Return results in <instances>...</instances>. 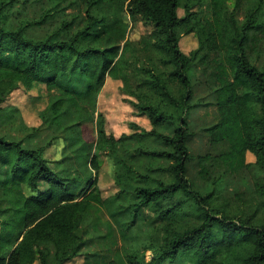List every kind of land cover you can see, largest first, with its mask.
<instances>
[{"label":"trees","instance_id":"obj_1","mask_svg":"<svg viewBox=\"0 0 264 264\" xmlns=\"http://www.w3.org/2000/svg\"><path fill=\"white\" fill-rule=\"evenodd\" d=\"M204 6L207 12L194 10ZM69 9L74 12L67 18ZM139 21L153 27L155 40H129ZM190 33L198 46L188 55L181 36ZM261 41L264 0H0V125L16 117V108L2 107L13 91L43 83L48 103L39 112L41 129L66 134L71 151L57 170L42 148L0 135V264H65L81 256L89 232L83 221L94 206L115 217L165 201L151 234V260L127 255L128 264H264V177L253 192L225 197L196 189L188 173L193 159L205 180L215 167L237 173L253 165L248 152L264 170V64L253 58L264 53ZM143 56L148 65L139 63ZM210 61L220 121L207 131L228 149L194 157L188 147L190 70L197 63L209 69ZM108 78L120 81L121 93L152 129L120 136L108 131L98 111ZM92 122L97 133L90 142L85 127ZM170 126L171 134L162 130ZM146 138L165 148L144 147ZM96 151L113 163L114 195L98 187ZM140 157L167 165L136 169ZM187 204L193 225L181 222Z\"/></svg>","mask_w":264,"mask_h":264},{"label":"rangeland","instance_id":"obj_2","mask_svg":"<svg viewBox=\"0 0 264 264\" xmlns=\"http://www.w3.org/2000/svg\"><path fill=\"white\" fill-rule=\"evenodd\" d=\"M35 1L37 0H31V3ZM41 6L39 3L38 7L35 8L39 11ZM194 10H200L203 13L208 11L205 6L202 8L195 7ZM29 11L33 14L32 8ZM73 12V9H69L67 18H70L69 15ZM179 15L181 17L185 15L182 8L179 9ZM124 18L133 25L126 13ZM152 30L153 27L150 24L139 21L131 27L128 38L135 44L142 38H153L155 40ZM260 34L259 37L262 36ZM197 46L198 37L195 33L182 34L181 48L184 53L190 55V52L196 49ZM258 47L261 51H264V41H261ZM253 58L256 59L255 63L262 67L264 53L259 58L256 54H253ZM139 63L148 65L149 60L143 56L140 58ZM209 64V69L197 63L190 70L193 87V97L190 105L194 108L190 115L187 114L193 133L188 140V147L194 157L208 153L218 155L228 149L227 141L214 143L207 131L208 128L220 121L215 90L209 85L210 81H217L215 75L211 73L214 71L215 64L211 61ZM127 99H129V96L121 93L120 81L108 78L98 98V111L105 115L108 131L120 136L122 133H144L152 129L148 117L139 108L129 103ZM47 103V88L43 83L37 84L30 90L22 86L13 91L2 104V107L16 108V117L12 122L1 123L0 135L8 139L19 140L27 148H42L50 166L58 170L64 167L63 159L65 156L70 155L71 151L65 141L66 134L62 133L60 137V133L52 128L41 129L42 121L39 112L47 106ZM162 130L171 134V126L164 127ZM96 133L95 122L86 125L85 136L88 141H94ZM132 141L133 146L139 145L136 139H132ZM143 144L144 147L149 149L165 148L163 143L156 138L151 140L146 138ZM98 155L102 164L98 187L104 196L114 195L119 188L114 179L113 163L101 152H98ZM256 159L255 154L248 152L247 161L253 163L251 168L242 169L237 173H230L223 172L215 167L212 168L208 180L200 176L201 167L197 159H193L189 164L188 173L194 180V187L201 192L214 191L216 194L231 197L240 192H253L256 183L264 177V170L254 165ZM138 160L141 161L136 163V169L143 171L150 166L167 165V162L162 159L140 157ZM162 177L166 178V175ZM128 182L130 183L131 180ZM131 183L135 184L136 182L132 181ZM27 192L29 193L30 190H27ZM129 199H133V196L130 195ZM168 204L169 201H165L163 204L151 205L139 211L134 208L126 209L115 217L111 216L105 207L94 206L83 221V226L87 227L89 232L84 238L82 254L75 260L65 264H128L127 255H136L144 261L151 260L154 254V248L150 246L151 234L154 228L160 224L159 212ZM184 210L182 224L193 225L197 223V220L192 216V212H190L188 204ZM34 264L40 263L36 262ZM175 264L188 263L179 261Z\"/></svg>","mask_w":264,"mask_h":264}]
</instances>
